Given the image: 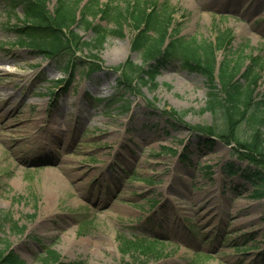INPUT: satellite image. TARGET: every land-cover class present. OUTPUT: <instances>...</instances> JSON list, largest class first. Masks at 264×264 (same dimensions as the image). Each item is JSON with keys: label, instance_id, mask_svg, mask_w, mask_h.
Wrapping results in <instances>:
<instances>
[{"label": "rangeland", "instance_id": "1", "mask_svg": "<svg viewBox=\"0 0 264 264\" xmlns=\"http://www.w3.org/2000/svg\"><path fill=\"white\" fill-rule=\"evenodd\" d=\"M18 1L0 0V250L10 245L26 264H44L50 249L61 256L57 264H264V198H255L261 183L254 177L264 167L239 160L233 142L190 130H225L224 113L206 111L207 77L179 60L154 84L120 87L119 66L130 60L148 68L133 52L132 24L99 51L52 59L19 36L27 22ZM81 1L84 23L106 31L117 26L102 19L104 9L139 7L168 16L185 41L224 40L218 67L250 70L264 102V0ZM73 29L82 41L94 38L83 23ZM94 56L99 70L91 72ZM69 61L77 64L72 73ZM8 108L14 113L3 115ZM39 118L59 123L63 147L26 140L23 128ZM235 135L249 142L252 131L244 122Z\"/></svg>", "mask_w": 264, "mask_h": 264}, {"label": "trees", "instance_id": "2", "mask_svg": "<svg viewBox=\"0 0 264 264\" xmlns=\"http://www.w3.org/2000/svg\"><path fill=\"white\" fill-rule=\"evenodd\" d=\"M51 0H20L16 4L23 7L24 19L27 26L17 27L20 37L27 41V46L32 51L44 54L48 58H55L60 54H71L72 51L91 49L99 51L105 44L107 38L119 37L124 23L132 24L135 29L133 41V52L142 53L143 61L147 65L145 70L135 66L130 60L119 66L122 81L120 87L131 88V83L140 81L147 86L154 84L160 74V69L174 61L182 60L183 65L190 71H198L204 74L209 83V102L206 111L216 113L220 110L225 117V130L217 134L209 127H191L206 137H218L225 144L234 143V150L239 160L248 161L264 167V102H258L255 97L254 86L256 79L252 77L250 70L241 73L239 65L232 62L223 63L218 67L216 59V47L223 48L224 40L219 39L217 45L198 44L196 41H185L178 38L176 31L171 29V21L168 16L158 15L155 12L145 11L143 8L135 7L126 13L116 11L111 15L110 10L104 9L102 15L104 20L112 21L117 29L106 31L100 26H93L85 20L82 1L76 0L73 4L66 0H57L53 12L48 9ZM133 7V6H132ZM88 10V9H87ZM97 15V14H96ZM95 15V16H96ZM85 26L93 31L94 38L90 42L82 41L81 37L74 31L77 24ZM152 43H154L152 45ZM159 50L161 53H159ZM92 63L91 72L99 70V66ZM70 64H72L70 66ZM74 61H69L67 70L71 73L76 67ZM217 70L218 77L214 78ZM221 87L224 99L219 97V89L216 82ZM133 91H136L133 89ZM137 92L140 93V90ZM125 108V107H124ZM170 116L180 118L174 111L169 112ZM178 115V117L176 116ZM246 122L252 131V138L249 142H242L236 137L237 129ZM212 142H207L211 145ZM227 173L233 177L239 173V169L229 165ZM254 177L261 183L260 189L255 192V198H264V171L259 170L254 173ZM61 256L54 250H49L42 259L44 264L59 263ZM0 264H26L14 254L11 246H5L0 250ZM128 264V263H125Z\"/></svg>", "mask_w": 264, "mask_h": 264}, {"label": "bare ground", "instance_id": "3", "mask_svg": "<svg viewBox=\"0 0 264 264\" xmlns=\"http://www.w3.org/2000/svg\"><path fill=\"white\" fill-rule=\"evenodd\" d=\"M12 113H14V111L8 108L4 111L3 115H9V114L11 115ZM10 123H12V121H9L5 124L7 127L12 128ZM31 123L32 125L30 130L27 131L26 126L23 128L24 130L23 132H25L26 134L27 141H31V143L36 145V147L52 148L53 150H57V148L59 149L61 146L63 147V145H61V143H59L55 139L56 133L59 132V130L61 131V127L59 123L58 125H52V124L44 125L42 124V120L40 118L35 119ZM53 190H55V187H53ZM47 196H48L47 201H50L51 198L53 197V191L51 190V192L48 193ZM50 204L51 202H47V206H49Z\"/></svg>", "mask_w": 264, "mask_h": 264}]
</instances>
